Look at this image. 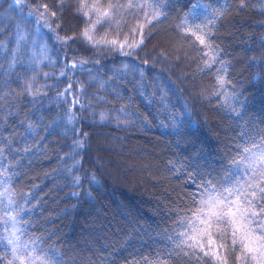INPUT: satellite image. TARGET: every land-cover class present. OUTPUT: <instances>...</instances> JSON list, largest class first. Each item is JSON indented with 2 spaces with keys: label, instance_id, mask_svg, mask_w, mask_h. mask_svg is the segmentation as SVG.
<instances>
[{
  "label": "trees",
  "instance_id": "16d2710c",
  "mask_svg": "<svg viewBox=\"0 0 264 264\" xmlns=\"http://www.w3.org/2000/svg\"><path fill=\"white\" fill-rule=\"evenodd\" d=\"M26 1L57 15L0 0V176L22 238L53 264H216L174 241L201 185L264 138V0ZM93 3L122 7L101 25Z\"/></svg>",
  "mask_w": 264,
  "mask_h": 264
},
{
  "label": "snow or ice",
  "instance_id": "6c2138e0",
  "mask_svg": "<svg viewBox=\"0 0 264 264\" xmlns=\"http://www.w3.org/2000/svg\"><path fill=\"white\" fill-rule=\"evenodd\" d=\"M24 3L25 0H15L16 7ZM86 6L82 3L78 11H82ZM145 6L136 5L140 8ZM147 6L150 7V5ZM90 7L98 14L95 23L102 25L103 22L111 19L112 9L122 6L109 3L105 11H100L96 3ZM128 7H133V5L129 4ZM37 12L41 21L45 19L46 14L51 17L57 15L56 12H49L47 4L33 9L29 15ZM159 16V13H153L152 19L158 20ZM148 22L151 23V20ZM211 23L209 21V24ZM47 26L51 27V25ZM183 26L186 31L191 32L186 20ZM92 27L95 28V24ZM194 27L198 31L203 30L200 25ZM192 34L196 35L195 32ZM83 35L91 40L88 36V29L84 30ZM205 35L210 36L211 31ZM196 39L209 49L214 47L211 43L206 44L204 36H196ZM140 43H143V40ZM139 46V44L129 45L131 48ZM125 54L130 55L131 53ZM262 145H264V138L261 144L253 143L251 147L242 148L238 158L232 161L238 175L230 172L225 181L208 180L205 181L207 187L201 185L198 193L199 200L194 199L193 201L198 204V207L190 210V215L178 221L182 230L177 233L178 240L174 241L177 256L197 262L210 257L216 264H228L226 255L220 252L221 249H225L232 253L239 252L236 256L238 264H264V147ZM77 146L83 147V141H78ZM8 220L12 221L13 226L11 229L4 228L7 235L3 236L2 241L6 242L5 246L11 258L9 259L7 255L0 256V264H53L48 256L37 247L38 238L22 239L23 230L16 226L22 221H18L16 215L6 212L4 217H0V223L7 224ZM221 225L224 227L222 228ZM217 236L221 241L226 240V243H217ZM153 264H169V262L158 259Z\"/></svg>",
  "mask_w": 264,
  "mask_h": 264
},
{
  "label": "rangeland",
  "instance_id": "374dc122",
  "mask_svg": "<svg viewBox=\"0 0 264 264\" xmlns=\"http://www.w3.org/2000/svg\"><path fill=\"white\" fill-rule=\"evenodd\" d=\"M13 3L15 4V0H13ZM16 8H18L19 10L25 11L29 15V13L32 12L33 9H37V8H39V6L38 5H30V4L28 5V2L25 0L24 4H21L20 6H18ZM29 16L34 17L37 24H39V22L41 23V22L47 21L46 15H45V19L43 21H41L39 19V13L38 12L35 13L34 15H29ZM235 173L237 175L239 174V173H237V170L235 171ZM0 201L3 202V205L5 206L8 213L15 215L14 211L11 209L10 201L8 199V196H7V187H6L5 183L3 182L1 176H0ZM8 221H9L10 229H11L13 226L12 221L11 220H8ZM16 226L20 228L19 224H17Z\"/></svg>",
  "mask_w": 264,
  "mask_h": 264
}]
</instances>
